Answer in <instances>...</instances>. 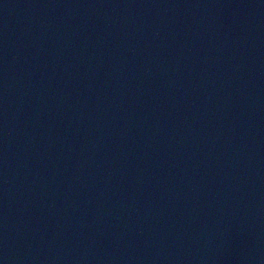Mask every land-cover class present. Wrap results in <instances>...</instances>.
<instances>
[{
	"label": "water",
	"instance_id": "obj_1",
	"mask_svg": "<svg viewBox=\"0 0 264 264\" xmlns=\"http://www.w3.org/2000/svg\"><path fill=\"white\" fill-rule=\"evenodd\" d=\"M0 264H264V0H0Z\"/></svg>",
	"mask_w": 264,
	"mask_h": 264
}]
</instances>
